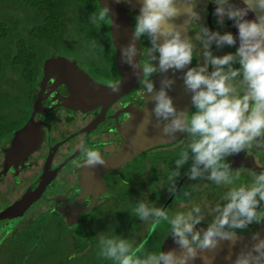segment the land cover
Returning a JSON list of instances; mask_svg holds the SVG:
<instances>
[{
	"label": "clouds",
	"instance_id": "obj_1",
	"mask_svg": "<svg viewBox=\"0 0 264 264\" xmlns=\"http://www.w3.org/2000/svg\"><path fill=\"white\" fill-rule=\"evenodd\" d=\"M127 2L139 4V10L132 36L119 50L121 63L133 69L143 95L148 94L154 105L145 111L137 132L144 134L153 125L160 130L161 137L175 139L177 133H183L189 138L175 161L167 191L170 195L177 192V181L186 164L190 166L183 175L191 181L235 185L241 171H234L228 158L253 147L264 148V0H241L242 7L232 0H212L217 24L223 26L227 19L238 30L239 46L234 53L223 56H214L212 45L218 49L235 47L237 37L230 31H211L202 23L196 0ZM249 13H254L253 19H246ZM180 18L182 21L177 23ZM89 23L97 29L102 25L113 27L109 6L103 5L99 12L91 13ZM193 24L198 25L195 39L202 46L203 55L196 66L189 67L195 47L189 35ZM142 38H147L151 45L147 62L136 59L141 55L137 43ZM170 70L172 77L167 75ZM176 72L182 73L184 89L191 94L195 109L191 113L178 109L169 95ZM154 74H163L159 89L152 80ZM237 80L242 94H237L234 85ZM110 87L113 92L120 90L118 83ZM81 148L82 168L95 169L106 164L98 148L83 145ZM251 175V184L231 187L215 204V215L203 229L197 227L205 223L199 205L194 204L191 210L169 218L163 206H150L143 199L136 202L135 216L150 223L148 237L162 221L167 222L171 226L168 238H172L176 248L150 253L141 259L137 253L142 252L148 237L135 250L120 236L102 237L101 254L119 264H194L197 259L202 264H214L222 242H228L225 260L229 264H264V237L258 231L251 232L252 243L243 244L235 259L231 252L242 239L240 233L246 232L250 225L264 224V170Z\"/></svg>",
	"mask_w": 264,
	"mask_h": 264
},
{
	"label": "water",
	"instance_id": "obj_2",
	"mask_svg": "<svg viewBox=\"0 0 264 264\" xmlns=\"http://www.w3.org/2000/svg\"><path fill=\"white\" fill-rule=\"evenodd\" d=\"M96 2L101 8L103 5L109 6L114 22V26H108V28L113 50L112 59L121 73V78L116 82L119 84L120 90L113 92L110 85L114 83H99L90 78L81 66L66 55H46L40 63L42 75L35 84L34 98L26 121L15 128L10 140H5L7 145L2 147L3 155L0 167V171H2L7 164H13V169L20 165L27 153L39 145L43 131L40 132V128L36 124L46 126L48 151L43 168L37 177L39 180L32 189H29L28 185L26 190L15 200L0 209V219L4 218L6 222V225L0 227V230L11 229L16 220L36 198H53L52 209L62 211L68 230L75 235L74 250L76 251L86 244L85 236L76 221V214L80 210L89 209L104 194L101 177H99L102 172L117 167L122 160L130 158L140 151L173 144L183 135V133H177L175 139L161 137L160 130L153 125H149L144 134L137 132V126L145 111H150L154 105L148 99V94L143 95L142 85L133 74V69L121 63L119 50L122 45L129 42L132 36L134 18L138 13L139 4H130L127 0H96ZM196 2L206 26L210 28L217 26L216 17L213 15L215 5L212 0H196ZM232 2L237 6H243L241 0H232ZM253 18L254 13H249L246 17V19ZM182 19L180 18L176 22L180 23ZM115 25H119V28ZM221 27L237 37V44L233 47L236 51L239 40L234 22L226 19ZM150 46L149 40L142 38L140 43H137V47L142 50L141 55L136 59L147 62L148 47ZM162 75L154 74L152 77L157 89L160 87ZM167 75L173 76L171 70ZM181 76V72L175 73V84L169 91V95L172 96L178 109L187 110L191 104V94L185 91ZM154 123L155 118L153 117ZM80 130L85 131L80 146L68 157L49 166L54 145L59 141L68 140ZM81 145L98 148L106 160V164L97 166L95 169L82 168L80 166L83 159ZM252 160L251 154L241 156L239 153L232 157L230 163L234 167H248L253 172L264 170V164L257 165ZM74 186L87 188L86 194L79 195H87L90 200L89 206L77 203L72 192ZM64 200L70 202L68 208L62 207ZM263 226L264 224L256 225L254 230L260 232L262 237H264ZM197 227L204 228L202 225ZM168 234L161 241L159 251L176 248L172 238H168ZM250 234L251 232L239 234L242 237L241 241L231 249L233 259L243 244L250 245L252 243ZM228 253V242H222L221 248L217 250L214 264H229L225 260ZM194 264H202V262L197 259Z\"/></svg>",
	"mask_w": 264,
	"mask_h": 264
},
{
	"label": "flooded vegetation",
	"instance_id": "obj_3",
	"mask_svg": "<svg viewBox=\"0 0 264 264\" xmlns=\"http://www.w3.org/2000/svg\"><path fill=\"white\" fill-rule=\"evenodd\" d=\"M80 18L77 16L78 26L74 31H71L69 27H67V31L71 34L70 37L68 36L67 41H65L64 46H68L70 48L72 46V50H79L81 47H78L73 44L81 43L84 44L85 52L82 55H86L87 52L89 54L95 53L92 49L93 41H95V37L92 34L91 28L93 25L89 23V18L86 19L85 22L89 23L90 32H87L89 29L85 26V22L80 23ZM76 22V23H77ZM202 23H205L204 19L202 18ZM66 21L61 24V27H66ZM194 25V24H193ZM191 26V30L189 35L192 36V42L195 45L193 51V62L192 65L189 67L196 66L198 61L201 60L203 55V48L199 44L198 41L195 39V31L198 30V25L195 24L193 28ZM108 27V26H107ZM211 31H220L221 33L225 32L224 28L217 25L213 28L208 27ZM82 34L83 39H78L74 34ZM107 40V36L103 35ZM108 37L111 42L109 28H108ZM103 42V39L98 40ZM97 41V43H98ZM109 42V43H110ZM104 44L107 41L103 42ZM111 45V43H110ZM212 53L214 56H223L227 53H234L235 50L233 47L224 46L223 49H218L212 45ZM103 51H98L96 54L101 53V57L105 58L106 61L108 59L107 65H100L96 64V62L92 61L93 59H86V62L82 60H76L73 56H68L69 59H73L79 66L83 68V70L90 76V78L94 79L99 83H107L112 84L116 83L121 78V73L118 68H116L113 59H112V46H111V61L109 60V53L107 52L106 55L102 54ZM65 55V54H62ZM198 57V61L196 60ZM90 60V61H89ZM42 60L39 62L41 63ZM40 63L36 66V68H24L26 71V79H27V91H26V101H27V109L25 111L22 125L27 118V115L30 111L32 105V99L34 98V90L35 84L42 75V70L40 67ZM238 67L239 65H235ZM211 71V67L209 68ZM234 85L237 89V94H242V86L239 83V80L234 81ZM187 110L191 113L195 111L192 109V103L188 106ZM40 128V132L43 131V134L40 136V142L37 148L34 150H30L27 155L25 156L24 161L18 165L15 169H13V164H7L6 167L2 171H0V201L6 200L5 204L0 206V209L4 206L10 204L13 200L16 199L23 191L26 190L27 186L29 185V189H32L34 185L37 184L38 180L37 177L40 171L43 168L45 156L47 155L48 145H47V131L46 126L43 124H36ZM17 126V127H19ZM16 127V128H17ZM5 137L6 139L11 138L12 134ZM85 131L80 130L74 133L68 140L59 141L52 150L50 159H49V166L55 165L64 157H68L73 151L80 146L82 139L84 137ZM188 136L187 134L181 135L173 144L156 147L144 151H140L130 158L126 160H122L117 167L108 169L99 176L101 177V182L104 189V194L86 211L80 210L78 214H76V221L80 226L81 230L84 233V229L80 224V219L84 216L89 215V223L95 222L94 227L89 225V235H93L95 232H98V240L97 243L90 242V261L96 260L94 257V251L100 244L101 236H103V231L105 227L109 228V225L113 223V219L115 216L122 214L121 211L127 212L128 215L132 216L134 214V209L136 207V202L140 200H145L150 206L160 207L163 206L165 211H167L169 217L171 214H176L180 212H187L191 210L192 206L199 205L202 209V212L205 216L214 217L215 213L213 211L214 206L217 202L221 200V196L223 197L227 191L230 190L233 186H238L239 184H251L252 183V175L253 171L245 166L234 167L232 169L240 170L241 176L239 180L236 181L235 185H226L221 184L217 185L212 181H209L210 184H205V180H196L191 181L188 179L187 176L183 175V173L187 170L190 164H186L181 169V177L177 181V192H180L183 196V199L176 200V193L169 194L167 191L166 186L170 182L169 178L172 172L175 170V161L179 158L180 152L186 147L188 143ZM7 142L4 141L2 145H0V167L2 162V147L6 146ZM248 154L252 155V161L254 164L263 165L264 164V148L253 147L248 149L245 152H241V156H247ZM233 157V156H232ZM232 157H229V162L232 160ZM259 173V172H255ZM30 183V184H29ZM220 186L221 195L220 197L208 195L206 186H209V190H213V186ZM197 186V187H196ZM219 190V188H217ZM73 194L75 195L74 199L77 201L79 205H90V200L88 199L87 195H79V194H86L87 188H82L80 186H74L72 189ZM190 193L189 196H185V193ZM78 195V196H77ZM163 196L162 199L159 197ZM181 197V196H180ZM73 199V200H74ZM52 202L53 198L49 197H38L30 205L26 208L24 213L30 208V206H34L37 208L36 211L41 212H51L56 217L60 219V222L64 224V230L68 232L72 240V247L75 248V236L71 234L66 226V219L63 216L62 211H57L52 209ZM70 205L69 201H63L62 207L68 208ZM35 211V212H36ZM34 212V213H35ZM32 213V214H34ZM23 214V213H22ZM21 216L16 220V222L22 217ZM24 216V214H23ZM0 221H5L4 218H1ZM15 222V224H16ZM208 221L205 220V223L201 224L204 228L207 227ZM148 222H143L139 218L136 220L134 227L132 228L130 234V245L133 246L138 242V240L142 236V232L145 231L147 228ZM15 226V225H14ZM13 226V229L15 228ZM256 229V225H250L249 229L246 232H242L241 234H248L253 232ZM137 231H140L139 233ZM262 231L264 232V226L262 227ZM168 232L164 233L162 240ZM161 240V241H162ZM86 245H84L79 251L83 249L89 248V240L85 235ZM161 243V242H160ZM159 252V251H158Z\"/></svg>",
	"mask_w": 264,
	"mask_h": 264
},
{
	"label": "rangeland",
	"instance_id": "obj_4",
	"mask_svg": "<svg viewBox=\"0 0 264 264\" xmlns=\"http://www.w3.org/2000/svg\"><path fill=\"white\" fill-rule=\"evenodd\" d=\"M58 8L62 12L61 23L66 21L67 26L61 27L56 37L51 38L49 41L31 43L33 41L27 36V30L41 20L42 14L35 11V13L32 12L31 8L22 2L13 3V0H0V27L6 32L4 41L0 42V93H4L3 96H0V112H7L9 120L5 123L8 131L5 136H8L11 130H15L23 122L27 109V79L20 76L19 68L21 67L18 64L12 65L9 62V58L15 53L14 50L18 48L17 43H14L16 38H18L17 41L21 40L23 44L22 55H32L31 68H36L39 64L38 61L49 54H65L83 62H86L88 58L93 59L92 61L94 62L95 60L102 62L95 53L89 54L87 52L86 55H82L86 51L84 44H73L81 47L77 51L72 50V46L70 48L64 46L65 41L68 39L67 37L71 35L67 31V27L74 31L79 25L77 16H79V21L82 23L89 18L90 14L85 12L83 6L73 1L69 2V0L58 2ZM88 22H85V26L89 28ZM194 27L195 24L193 25ZM74 35L78 39H83L80 33ZM30 47H32V50ZM214 47L215 49L217 48L215 44ZM219 49H223V47ZM196 60L198 61V57ZM205 184L208 185L210 182L205 180ZM212 186V191L209 190V186H206L208 195L216 196L217 194L220 197V186ZM176 196V200L183 199L180 192L176 193ZM162 198L163 196L159 197V199ZM5 202L6 200L0 201V206L5 204ZM34 206H30L23 213L24 216L22 214V217L14 224L15 226L13 225L15 227L14 231L9 229L10 234L5 236V240H0V264H89L88 260L93 255H90V248L82 251L74 250L72 240L68 232L64 230V224L60 222V219L51 212L36 211L37 206ZM175 215L171 214L169 218ZM205 220L210 222L212 217L205 216ZM80 224L84 229L83 235H86L91 243H97L99 231L91 236L89 235V225L91 224V227L95 225V222L89 223V215L80 219ZM5 225V221H0V227ZM160 225L164 229L163 232H170V224L162 221ZM27 231H30V237L26 235L25 232ZM137 232L139 233L140 231ZM90 264H94V261H90Z\"/></svg>",
	"mask_w": 264,
	"mask_h": 264
},
{
	"label": "trees",
	"instance_id": "obj_5",
	"mask_svg": "<svg viewBox=\"0 0 264 264\" xmlns=\"http://www.w3.org/2000/svg\"><path fill=\"white\" fill-rule=\"evenodd\" d=\"M72 1L76 2L80 6H83V8L85 9V12H87L88 14H91L94 11L98 12L101 10V6L97 4L96 0H69V2H72ZM14 2L15 3L22 2L28 5V7L31 8L32 12L35 11L36 13L42 14L41 20L38 23H35L32 26H30L29 30H27V36L29 37L31 41H33L31 43H34L35 41H39V42L49 41L51 40V38L56 37V35L60 31L61 24H62L61 23L62 12L58 8V2H61V0H13V3ZM91 31H92L93 36L95 37V45L94 44L92 45L93 51L95 52V54L98 51L100 52L103 51L102 52L103 55H106L108 52L110 54L109 60L113 64V62L111 61V45L109 43L110 40L108 37V27L106 25H102L100 29H97L96 27L93 26L91 28ZM87 32H90V28L87 29ZM104 34L107 36V40L103 36ZM5 36H6V32L3 30L2 27H0V42L4 41ZM17 39L18 38L14 40V43H17L18 48L14 50L15 53L13 56L11 55V57L9 58V62L12 65L18 64L21 67L19 68L20 76H22L23 78H26L27 73L24 70V68H31L30 62L32 60V55L31 54L22 55L23 44L21 40L17 41ZM100 39H103V42L107 41V43L106 44H104L103 42L100 43V41H98ZM31 46L33 47V45ZM32 47H30L31 50H32ZM96 55L98 59L102 61V62H99V61L97 62L95 60L96 64L107 65L108 59L106 61L105 58H102L101 53H98ZM0 68H1V60H0ZM3 94L4 93H0V96H3ZM7 120H8L7 112H0V145H2V143L5 141V137H6L5 135H6V132H8L5 127V123L7 122ZM11 133H12V130L9 132V136L11 135ZM121 213L122 214H119L114 217L113 223L109 225V228L105 227V230L103 231V236H101V238L102 237L113 238L116 236H120L121 238L126 239L128 243L130 244L129 237H130L132 228L134 227L136 220L138 218L135 216V214L130 216L128 215L127 212L121 211ZM12 227H11V231H14ZM149 229H150V223L147 225V228L145 229V231L141 233L142 236L138 240V242L133 246L132 248L133 250H135V248L144 241L145 237H148ZM163 230L164 229L161 227L160 224L156 226V229L153 232V234L147 238V243L145 244V247L142 250V252L137 253L138 258L143 259L147 254L156 253L159 251L160 242L165 233L163 232ZM25 233L27 236L30 237V231H27ZM8 234H10L9 230L2 229L0 240L2 241L5 240L6 238L5 236H7ZM88 247L90 248V241H89ZM94 257L96 259L94 260V264L96 263L97 264H119L118 261L108 259L101 254L100 244L94 251ZM88 263L90 264V259L88 260Z\"/></svg>",
	"mask_w": 264,
	"mask_h": 264
}]
</instances>
